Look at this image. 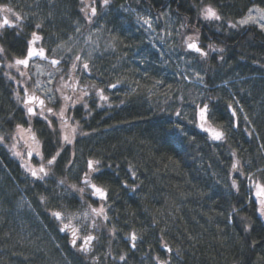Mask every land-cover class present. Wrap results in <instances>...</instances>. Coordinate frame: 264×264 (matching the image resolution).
Instances as JSON below:
<instances>
[{"label": "trees", "instance_id": "1", "mask_svg": "<svg viewBox=\"0 0 264 264\" xmlns=\"http://www.w3.org/2000/svg\"><path fill=\"white\" fill-rule=\"evenodd\" d=\"M1 2L23 17L25 28L0 39V136L29 124L41 142L48 175L41 181L26 177L0 141V264H102V247L92 253L101 256L97 263L73 255L63 238L58 246L59 231L50 216L100 204L84 185L90 160L100 162L90 179L107 190L111 219L136 231V248L128 244L124 264H157L155 255L168 264H264V216L250 196L253 183L264 184V32L254 24H228L252 6L264 7V0H113L116 6L145 7L153 15L169 10L208 53L192 51L204 77L200 85L183 80L169 103V93L163 98L159 92L157 102L154 89L177 87V74L132 55L145 42L142 29L127 12L115 13L111 32L127 59L111 55L94 68L104 92H92L72 108L83 134L72 144H62L48 122L28 121L13 97L15 81L7 77L5 61L26 53L23 33L29 28L40 35L70 34L79 22L87 29L80 0ZM205 5L214 6L221 19L205 20L200 14ZM121 80L131 81L130 90L113 94L108 85ZM106 93L108 100L101 98ZM230 103L238 116L235 127ZM185 104H208L210 120L224 139L212 140L177 115ZM57 152L56 163L49 165Z\"/></svg>", "mask_w": 264, "mask_h": 264}, {"label": "rangeland", "instance_id": "2", "mask_svg": "<svg viewBox=\"0 0 264 264\" xmlns=\"http://www.w3.org/2000/svg\"><path fill=\"white\" fill-rule=\"evenodd\" d=\"M80 3L81 9H85V11H82V13L89 21L88 16L90 15V12H88L87 6L89 4H92L93 0H80ZM95 6L97 7V16L91 18L92 22H89L87 29L82 28V24L78 22V19V24H74L75 31L73 30V32L70 34L66 33V31L60 35L51 33H48L46 35L39 34L43 37V39L41 40L42 45L48 49L51 55L58 59L65 60V63L69 61V69H71V66L77 60V56L80 57L79 65L81 66V69H84L83 65L87 63L89 66L88 69L92 71L93 75L94 73H96L93 72L94 68L105 64L106 59L111 55H114L115 57L116 55L121 54V58L123 60L125 58L127 59V53L125 51H122L120 53L121 48L119 46V42L117 41L118 39L115 37V34L111 32V21L113 19L115 20V13H119L122 11L125 13L127 12L134 18L137 26L142 29V35L145 41L142 47L135 48L132 55L135 56L137 54L139 57H141V60L145 59V61L149 63H155L167 69H173V72L177 74L175 76L177 79V87L170 88L171 86H163L154 89V96L157 102L159 92H162L163 95L161 97L163 98H166V94L169 93L168 103L171 102L172 95L181 90L183 80H186V82L192 81L197 83L198 85L201 84L204 77L203 69L201 68V64L195 54L192 53V50H189L187 48V43L190 42V37L192 38L191 42L197 43L198 39L192 33L186 32L182 22L176 16L171 14L169 10L165 11L161 15H153L152 12L145 7L139 9L138 7L131 4H121L119 6H116L114 5L113 0H110L109 5L106 7L102 6L101 0H96ZM208 6L214 8L219 14L218 10L214 6L205 5L200 9V14L202 17V10ZM258 9H264V7L256 5L252 6L243 17L235 20H229L228 24L230 25V27H232L231 25H235V27L232 28L254 24L261 29L260 23H264V21L260 20L262 13L259 12ZM86 12H88V15H86ZM249 15L255 17L257 23L250 22L248 24H240V21L247 18ZM141 17L151 18L152 27L149 28L148 25L144 24ZM262 31L264 32V30ZM211 49L212 48L209 47L208 51H210ZM5 62L7 64V77H11L10 79L16 78L14 76L15 74H11L13 72H16L19 76L17 84L18 87L16 89L21 88L26 91L29 90L30 93H32V90L36 91L40 96L47 100L48 106L55 109V113L47 118L48 121L54 125L53 129L57 131L62 144H72L73 137H76L77 134L78 136L83 135L82 133L79 134L82 131L74 121L71 110L81 101L83 97H89L92 92L97 95L103 94V89L98 84L100 82L91 81L90 78H86L87 76L84 77V75L86 74L84 72H82L81 75H77L76 77L68 74V78L62 79L61 71L64 67H54L38 60L32 61L26 68L20 65L15 66V57H10V59L6 60ZM131 62L134 63L133 60H131ZM9 64H12L14 66L9 68ZM18 68H20L21 71H16L18 70ZM99 70L101 69L99 68ZM21 73H23V75ZM197 73H199V77H197ZM200 77H202V79ZM124 88H127L126 90H130L131 81L129 82L127 80H121V84L113 87V89L116 90L113 94H119L124 90ZM65 96L69 97L70 99L65 100ZM13 97L20 98L22 101H24V95L21 94L20 97L18 91L13 93ZM198 111L199 109L197 104L195 106H189V104H185L181 106V109H179L177 113H180L179 116L183 117L187 122L189 121L195 123L201 131L209 135V137L214 140L212 138L211 131H205V129L218 131L223 130L216 126L214 121L210 120V111L208 112L205 121H201L199 119ZM241 114H243V111L241 112ZM237 118L238 116L236 113V116H234V127L237 125ZM202 123L204 125L203 128L200 127ZM189 131L190 129H187L186 132ZM29 133L30 132L26 131L25 128L18 127V129L11 134L6 133L0 136L3 137V139L0 141L3 143H8L7 148L9 150H13L12 152L15 154L14 156L21 163L22 168L25 169L28 173H30V170L33 169L38 171L41 166L46 169V165L41 161V158H36L34 156L37 151V144H33V140H31ZM65 136H68L71 143L65 142ZM26 149H28V151H26ZM38 176L43 178L45 177L43 173L39 172ZM257 184L261 183H253L250 191V196L257 201L260 209L259 198H257L256 196ZM101 206L102 204H99L96 208L99 209ZM91 210V207L89 209L88 207L83 206L81 209L77 210L58 212H61L63 214L64 222L74 223L76 228L82 235H86L93 230L94 234L99 237V242L95 245L96 249H99L100 247H102V239L104 235L103 217L95 216ZM109 212H106V215L108 216V220H106V263L111 264L114 262H120L121 264H124L125 259L127 261L128 258V244H131V241L128 238L130 237L131 233H136V231L131 229L128 230V226H121L117 219L113 221L114 218L112 217L111 219ZM93 221H95L96 224L95 228L92 227ZM113 229H115V235L112 234ZM137 250H139V248ZM121 256H124L125 259L121 260ZM96 257L101 256L96 253L94 255H91L89 258L95 259ZM157 257L159 256L155 255V259ZM162 258L165 259L166 256ZM127 264L132 263L128 261ZM146 264L151 263L150 261L146 260Z\"/></svg>", "mask_w": 264, "mask_h": 264}, {"label": "snow or ice", "instance_id": "3", "mask_svg": "<svg viewBox=\"0 0 264 264\" xmlns=\"http://www.w3.org/2000/svg\"><path fill=\"white\" fill-rule=\"evenodd\" d=\"M95 2L96 0H93V3L92 4H89L87 6L88 8V12H90V15L88 16L89 18V22L91 23L92 20L91 18L92 17H95L97 16V7L95 6ZM110 3V0H101V4L102 6L106 7L108 6ZM81 11H85V9H81ZM251 11V10H250ZM259 12L262 13L261 17H260V20L261 21H264V9H258ZM0 12L2 13H5V15L3 16L2 20H0V29H4V28H16V27H19L18 23L14 22L12 19H10L6 13H9V12H12V9L11 8H8V7H0ZM88 12H86V15H88ZM202 15H203V18L205 20H220L221 17L220 15L217 13V11L212 8L211 6H208V7H205L203 10H202ZM13 16L15 17V21H20L23 19L22 16L16 14V13H13ZM141 19L143 20V23L148 25L149 28L152 27V22H151V18H143L141 17ZM257 23V20L255 17L249 15L247 18L245 19H242L240 21V24H248V23ZM232 27H235V25H231ZM36 28H41V25L40 24H36L35 25ZM260 27L262 30H264V23H260ZM43 39L42 36L38 35L36 31H33L31 33V38L27 41V51H26V55H25V58L23 59H20V58H17L15 59V66H19V65H23L25 67L28 66L29 64V61L34 58V57H40V58H43V59H47L46 57V54H45V49L43 47H39L37 48L35 45L37 43V41H41ZM191 37L189 38V41L187 43V48L189 50H192V51H195L196 53H198L199 55L201 56H207L208 53L203 51V49L198 46L197 43L195 42H191ZM221 51H223L221 49ZM4 52V48L3 47H0V53H3ZM77 60L80 59L79 56L76 57ZM52 64H59V61L58 60H52L51 61ZM14 65L12 64H9L8 67L11 68L13 67ZM73 67H75V65H73ZM84 69H88V64L85 63L83 65ZM23 75V73H21ZM197 77H199V73L196 74ZM11 78V77H10ZM202 79V77H200ZM112 87H116V85H111ZM102 99H107V97H101ZM37 98L35 96H30L28 97V99H26L24 101V103L26 105H29V104H32ZM65 100H68L70 99L69 97L65 96L64 97ZM40 105L43 106L44 104V101L43 100H40L39 101ZM237 103H239L237 101ZM228 107L230 109H232V116H236V110L233 108L232 104H228ZM198 116H199V119L201 121H205L206 118H207V114H208V104H203L202 106H198ZM48 112H52L53 110L51 108H48L47 109ZM27 112L30 116H36V115H43L42 112L40 113H37L36 110L32 107H28L27 109ZM177 115H180V113H177ZM45 119H47L45 117ZM245 119H247V117H245ZM51 122H49L50 124ZM66 126V125H65ZM17 127H20L19 125ZM201 128L204 127L203 123L200 125ZM205 131H211V134H212V138L216 141H220V140H223L224 139V136H225V133L223 131H218V130H210V129H205ZM3 137H0V140H2ZM64 140L66 143H71V141L69 140L68 136H65L64 137ZM60 153L57 152L56 155L52 156L51 159L48 160V164L49 165H52L54 163H56V159H57V156H59ZM99 164L100 162L99 161H88L87 162V167L89 169L88 172L85 173V180H84V184L91 190V194L93 196H96L98 197L101 201H106L107 198H108V195H107V190L104 189L103 187H100L98 186L97 184L95 183H92L91 182V179H90V175L92 172H98L99 171ZM232 168L235 169V170H239L237 168V164H233L232 165ZM31 171V175L33 177H36L38 175V172L39 173H43L44 176H47L48 175V172L46 171V169L41 166L38 171L37 170H30ZM41 179L43 177H40ZM61 183H63V181H61ZM74 189H75V185L72 186ZM232 187L234 188H238L237 186V182L236 180H233L232 181ZM256 196L257 198H259V203H260V214L262 216H264V184H257L256 185ZM77 191H79L80 193H83L85 191L84 188H79V189H75ZM92 213L95 215V216H102L104 220H108V216L106 215L105 213V209L103 206H101L99 209H95L93 208L92 210ZM53 217L57 220H63V214L61 212H53L52 213ZM87 215V214H86ZM65 227H62L60 228V231H65ZM92 227L95 228L96 227V224H95V221H93L92 223ZM79 230H74L72 235H73V239L71 241L72 243V246L73 247H78L79 248V251L81 252H84V253H87L89 250H90V244L92 241H94L95 239H97L94 235H86L84 237H82V240L83 242L80 243L78 245V240L76 238L77 236V232ZM112 234L115 235V229L112 230ZM130 239L131 241V247L132 248H136V243L135 241L137 240V236H136V233L133 232L130 234V237L128 238ZM168 251L170 252L171 249H168ZM121 260H124L125 257L124 256H121L120 257ZM157 259V264H168V261L167 260H160L159 257L156 258Z\"/></svg>", "mask_w": 264, "mask_h": 264}, {"label": "flooded vegetation", "instance_id": "4", "mask_svg": "<svg viewBox=\"0 0 264 264\" xmlns=\"http://www.w3.org/2000/svg\"><path fill=\"white\" fill-rule=\"evenodd\" d=\"M0 7H8V6H5L2 2H1V0H0ZM8 8H10V7H8ZM12 9V8H11ZM13 13H16V14H18V12L16 11V10H13L12 9V12H9V13H6V15L10 18V19H12L14 22H16V23H18V25H19V27H16V28H4V29H0V39L1 38H3L4 37V35L6 34V32H14V33H17V31L19 30L20 32L21 31H23V29L25 28L24 27V23H25V21L22 19V20H20V21H15V17L13 16ZM5 15V13H2V12H0V20H2V18H3V16ZM19 15V14H18ZM35 31V30H34ZM31 33H32V31H31V29L29 28V31L28 32H26V34H25V31H24V42H25V44L27 45V41L31 38ZM38 33V32H37ZM39 35V34H38ZM28 46V45H27ZM37 48H39V47H43L44 49H45V54H46V57L48 58V59H42V58H40V57H34V58H32L30 61H29V64H28V66L30 65V63L32 62V61H36V60H38V61H42L43 63H47V64H49V65H52V66H54V67H64V68H62L63 70L61 71V78L62 79H66V78H68L67 76H68V74H70L71 76H77V75H81V73L82 72H84V73H86L85 75H84V77H86V78H90L91 79V81H96V82H102V84L104 83L103 81H102V79L98 76V75H96L95 73H94V75L92 74V71L91 70H89V69H87V70H84V69H81V66L79 65V60H76L75 62H74V64L73 65H75V67H73V65L71 66V69H69V62H64L65 60H63V59H58V58H56V57H54L53 55H51V53L48 51V49L45 47V46H43L42 45V42L41 41H37V43H36V45H35ZM0 47H1V43H0ZM26 51H27V47H26ZM0 54H2V53H0ZM25 55H26V53L24 54V55H22V56H11V57H15V59H17V58H20V59H23V58H25ZM50 60H58L59 61V64H52L51 63V61ZM20 66H23V65H20ZM27 66V67H28ZM23 67H25V66H23ZM26 68V67H25ZM16 71H21L20 70V68H18V70H16ZM94 72V71H93ZM11 74H15L14 76L16 77V79H13L15 82H14V85H13V88H12V93H15L16 91H18V93L20 94V97H21V94H23L24 95V101L26 100V99H28V97H30V96H35L37 99L32 103V104H29V106L28 105H26L25 103H24V101H22L20 98H16L19 102H21L20 104L23 106V108L25 109V111H26V116H27V118H28V121H32L33 120V118L35 119H41V120H44V121H46V122H48V124H49V121H48V118L50 117V116H52L53 115V113H55V109L54 108H52V107H50V106H48V102H47V100L45 99V98H43L42 96H40L36 91H34V90H32V93H30L29 92V90L28 91H26V90H24V89H21V88H18V89H16L18 86H17V84H18V74L15 72H13V73H11ZM66 76V77H65ZM61 79V80H62ZM86 81V80H85ZM107 84V83H106ZM113 85H116V84H113ZM102 85H100V87H101ZM20 87V86H19ZM102 88V87H101ZM108 88H110V89H112L113 87L111 86V84L110 85H108ZM103 89V88H102ZM102 91V90H101ZM103 92H104V90H103ZM110 93V92H109ZM109 93H106V97H107V99L106 100H108L109 99ZM87 97H83L82 99H81V101L80 102H83L85 99H86ZM40 100H43L44 101V104H43V106H41L40 105V103H39V101ZM26 106H27V109H28V107H32V108H34L35 110H36V112L37 113H40V112H42L43 113V115H36V116H30L29 114H28V112H27V109H26ZM48 108H51L53 111L52 112H48L47 111V109ZM45 117L47 118V119H45ZM18 126V125H17ZM17 126H15L14 127V129H13V131L12 132H14V131H16L17 129H18V127ZM19 126L20 127H22V128H25L26 129V131H29L30 133H29V135H30V138H31V140H33V144L34 145H36L37 144V151H36V153H35V157L36 158H43V156H44V153H43V150H42V146H41V142H40V140H39V138L37 137V135L35 134V133H33L32 131H31V128L32 127H30V125L28 124V126H24V125H20L19 124ZM49 126L53 129V124H49ZM54 130V129H53ZM82 137H84V136H82ZM74 139H75V137H73V141H74ZM73 141H72V143H73ZM3 143V142H2ZM39 143V144H38ZM5 144V143H4ZM7 142H6V144H5V147L7 148ZM10 144H12V143H10ZM7 150H8V152L10 153V155L12 156V157H14L15 159H16V157L14 156L15 154L12 152L13 150L12 149H8L7 148ZM26 151H28V149H26ZM18 161V160H17ZM19 162V161H18ZM19 164H20V166H21V163L19 162ZM22 167V166H21ZM25 172H26V177H32L34 180H37V181H41V180H43V178L41 179L38 175L36 176V177H33L32 175H31V172L30 173H28L25 169H23ZM85 185V184H84ZM85 187H87L86 185H85ZM93 199H95V200H97V202L98 203H100V204H102V206L104 207V209H105V213L107 212H109V206H108V202H109V200L107 199L106 201H101L98 197H96V196H93ZM97 206H91V208L93 209V208H95V209H98V208H96ZM89 209H90V207H89ZM50 216H53L52 215V213L50 214ZM103 222H104V235H103V239H102V250L104 251V255H103V258H102V264H106V220H104L103 219ZM59 223H60V227H59ZM65 226H67L66 228H65V231H60V228H62V227H65ZM53 227L56 229H58V231H59V236H58V238H55V242L58 244V246L60 245V241L62 240V238L63 239H65L66 240V242L68 243V245H69V248L71 249V252L73 253V255L76 253H79V254H81L84 258H89L91 255H92V253L96 250V247H95V245H96V243H98L99 242V237L96 235V234H94V231L92 230V231H90L89 233H87L86 235H89V234H91V235H94L97 239H95L94 241H92L91 242V244H90V250L87 252V253H84V252H81V251H79V248L78 247H73L72 246V243H71V241H72V239L74 238L73 237V235H72V233H73V231L74 230H77V228H76V226H75V224L74 223H66V222H64V219L61 221V220H57V219H55L54 218V225H53ZM82 233H84V232H82ZM86 235H82L79 231L77 232V236H76V238H77V240H78V245L80 244V243H82L83 242V240H82V237H84V236H86ZM137 241V240H136ZM135 241V242H136ZM100 242H101V240H100ZM131 245V244H130ZM96 256V255H95ZM95 261L98 263V262H100V258L99 257H96L95 258Z\"/></svg>", "mask_w": 264, "mask_h": 264}, {"label": "water", "instance_id": "5", "mask_svg": "<svg viewBox=\"0 0 264 264\" xmlns=\"http://www.w3.org/2000/svg\"><path fill=\"white\" fill-rule=\"evenodd\" d=\"M43 59V58H42ZM48 59V58H47ZM50 61H52V60H50ZM165 250H167L168 251V249H170L167 245H164V247H163Z\"/></svg>", "mask_w": 264, "mask_h": 264}]
</instances>
